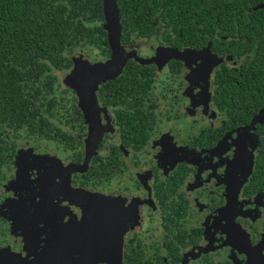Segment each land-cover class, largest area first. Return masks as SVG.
<instances>
[{"label": "flooded vegetation", "instance_id": "1", "mask_svg": "<svg viewBox=\"0 0 264 264\" xmlns=\"http://www.w3.org/2000/svg\"><path fill=\"white\" fill-rule=\"evenodd\" d=\"M157 28L159 39L123 42L133 53L121 72L129 64L128 78L99 85L100 139L64 189L89 135L73 79L64 76L75 103L57 118L80 142L79 155L18 142L0 185V264H119V250L121 264H260L264 120L249 128L264 108L250 116L218 96L219 72H237L244 59L217 55L211 40L202 45L204 34L176 35L167 22ZM84 53L88 66L111 56L110 48L107 57L99 48ZM86 193L110 204L97 208L90 227L75 204Z\"/></svg>", "mask_w": 264, "mask_h": 264}, {"label": "trees", "instance_id": "2", "mask_svg": "<svg viewBox=\"0 0 264 264\" xmlns=\"http://www.w3.org/2000/svg\"><path fill=\"white\" fill-rule=\"evenodd\" d=\"M117 7L122 46L159 39L157 27L167 22L176 35L204 34L202 45L211 40L217 55L243 58L237 72H219L218 96L250 116L264 108V0H118ZM87 48L109 55L103 0H0V185L11 177L18 142H52L79 155L80 142L57 117L75 103L64 76L72 79L74 60L86 62Z\"/></svg>", "mask_w": 264, "mask_h": 264}, {"label": "water", "instance_id": "3", "mask_svg": "<svg viewBox=\"0 0 264 264\" xmlns=\"http://www.w3.org/2000/svg\"><path fill=\"white\" fill-rule=\"evenodd\" d=\"M117 2L118 0H103L104 30L107 34V42L111 52L110 59L106 63L90 66H88L86 62H83L84 60H74V69L72 72L73 85L78 90L79 106L89 123V135L86 141L87 147L84 162L80 168H71V170L67 172L65 182L61 185L62 189H64V183L68 185L67 182L70 173L86 170L89 159L94 154V148L100 139L101 127L96 116V92L99 85L102 82L117 78L121 74L127 59L133 56V53H127L121 45V24ZM172 56L182 58L185 54L174 52ZM65 83L68 84V81L66 80ZM263 120L264 112H260L251 121L250 127H253L257 123H262ZM75 204L83 209L84 218L82 225L86 227L96 224L98 217L97 208L110 205L109 202L103 200L98 195H91L88 193L83 196L81 202ZM121 243L122 238L120 237V244ZM119 256V264H121V250H119ZM259 263L264 264V257ZM249 264H255V262H250Z\"/></svg>", "mask_w": 264, "mask_h": 264}, {"label": "rangeland", "instance_id": "4", "mask_svg": "<svg viewBox=\"0 0 264 264\" xmlns=\"http://www.w3.org/2000/svg\"><path fill=\"white\" fill-rule=\"evenodd\" d=\"M75 61H83V59H76ZM221 61H222V60H221ZM83 62H84V61H83ZM68 81H70V79H69ZM249 129H251V127H250Z\"/></svg>", "mask_w": 264, "mask_h": 264}]
</instances>
